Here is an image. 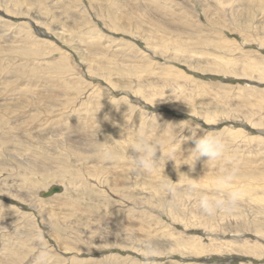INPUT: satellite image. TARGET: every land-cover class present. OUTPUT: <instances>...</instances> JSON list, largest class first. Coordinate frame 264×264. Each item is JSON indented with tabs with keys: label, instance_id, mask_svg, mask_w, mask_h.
<instances>
[{
	"label": "rangeland",
	"instance_id": "obj_1",
	"mask_svg": "<svg viewBox=\"0 0 264 264\" xmlns=\"http://www.w3.org/2000/svg\"><path fill=\"white\" fill-rule=\"evenodd\" d=\"M138 131L161 145L151 174L132 168ZM205 134L224 141L215 161L190 151ZM233 166L238 207L204 215ZM42 252L264 264V0H0V264Z\"/></svg>",
	"mask_w": 264,
	"mask_h": 264
},
{
	"label": "clouds",
	"instance_id": "obj_2",
	"mask_svg": "<svg viewBox=\"0 0 264 264\" xmlns=\"http://www.w3.org/2000/svg\"><path fill=\"white\" fill-rule=\"evenodd\" d=\"M191 140L194 143V147L190 151L196 161L201 158H205L206 162L215 161L225 151L224 141L218 135H197L193 136ZM129 151L132 154L131 159L134 172L151 174L160 166L161 158L157 159L156 153L158 151L161 152V145L150 140L143 131H138L135 134L133 142L129 145ZM238 174L239 169L235 166L225 168L215 180V192L217 195H199L198 204L204 215L212 217L220 213L232 214L236 210L243 198V192L239 188L229 186L234 184ZM160 187L162 191L169 194L175 191L174 187L167 183L162 184ZM186 190L189 194L200 192V189L195 184L187 185ZM143 247L149 255L152 253L151 242L145 241ZM46 258L47 253L42 252L39 257L41 264H44Z\"/></svg>",
	"mask_w": 264,
	"mask_h": 264
},
{
	"label": "bare ground",
	"instance_id": "obj_3",
	"mask_svg": "<svg viewBox=\"0 0 264 264\" xmlns=\"http://www.w3.org/2000/svg\"><path fill=\"white\" fill-rule=\"evenodd\" d=\"M35 23V22H34ZM31 41V40H30ZM33 42V41H32ZM215 57V56H214ZM219 59H223V58H219ZM226 61H227V59H225ZM86 96V95H85ZM79 154V153H78ZM79 157H80V155H79ZM82 157V159H85L86 157L85 156H81ZM62 171V170H61ZM61 176V175H60ZM96 178H98V176H97V174H96ZM54 186H59V185H54ZM54 186H52L51 188H53ZM60 188H61V192L60 193H55V194H53L52 196H50L49 197V199L50 198H52V197H56L57 195H59V194H61V193H63V191H66V188L65 187H61V186H59ZM51 188H49L47 191H43V192H40L39 193V196L41 197V200L42 199H48V198H43V193H45V192H48ZM60 196V195H59ZM66 252V251H65Z\"/></svg>",
	"mask_w": 264,
	"mask_h": 264
},
{
	"label": "water",
	"instance_id": "obj_4",
	"mask_svg": "<svg viewBox=\"0 0 264 264\" xmlns=\"http://www.w3.org/2000/svg\"><path fill=\"white\" fill-rule=\"evenodd\" d=\"M62 190L59 186H54L48 192L43 193V198H49L55 193H60Z\"/></svg>",
	"mask_w": 264,
	"mask_h": 264
}]
</instances>
